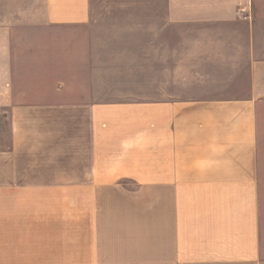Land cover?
<instances>
[{
  "label": "crops",
  "instance_id": "1",
  "mask_svg": "<svg viewBox=\"0 0 264 264\" xmlns=\"http://www.w3.org/2000/svg\"><path fill=\"white\" fill-rule=\"evenodd\" d=\"M21 4L0 264H264V0Z\"/></svg>",
  "mask_w": 264,
  "mask_h": 264
},
{
  "label": "rangeland",
  "instance_id": "2",
  "mask_svg": "<svg viewBox=\"0 0 264 264\" xmlns=\"http://www.w3.org/2000/svg\"><path fill=\"white\" fill-rule=\"evenodd\" d=\"M38 0H26V4L32 5V3H37ZM104 1H119V0H104ZM125 1V0H123ZM9 3L11 6L18 7L21 4V0H9ZM4 132H7V130H4ZM261 136H262V143H261V153L264 154V114H263V121L261 122V128H260ZM8 136V135H6ZM0 250L5 251V245H4V229H3V213L0 215Z\"/></svg>",
  "mask_w": 264,
  "mask_h": 264
}]
</instances>
